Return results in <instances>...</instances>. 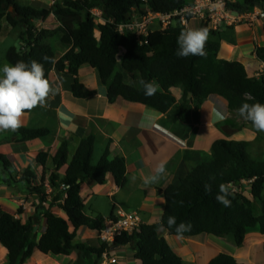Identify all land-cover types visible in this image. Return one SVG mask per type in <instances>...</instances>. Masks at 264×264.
<instances>
[{"label": "trees", "instance_id": "16d2710c", "mask_svg": "<svg viewBox=\"0 0 264 264\" xmlns=\"http://www.w3.org/2000/svg\"><path fill=\"white\" fill-rule=\"evenodd\" d=\"M194 0H64L56 1L49 9L37 10L18 0H0V33L8 29L23 28V46L20 50L9 47L6 60L14 65L17 61L43 64L46 78L51 81L52 72L74 78L72 92L75 98L85 100L95 95L81 84V68L90 66L97 70L101 84L107 89L108 103L113 105L119 99L130 104L150 107L168 115L175 123H199L200 107L211 96L218 95L228 101L232 112L243 103H264V75L250 78L246 67L240 62L219 59L221 41L235 45L233 40L203 24L209 31L206 43V57L176 55L177 38L184 27H169L161 31H151L138 41L130 32L121 34L119 26L133 21L136 15L144 16L146 5L156 14H170L182 10ZM228 10L237 14L259 10L264 15V0H225ZM13 11L10 12L9 9ZM102 13L99 19L92 11ZM62 19H77L67 32H56L51 38L37 34L35 23L46 22L51 16ZM79 17H83L79 20ZM264 20V19H263ZM232 28H229L231 30ZM98 32V36L96 34ZM57 42L72 48L56 60ZM257 60L264 63V46L256 48ZM50 58L51 61L45 58ZM1 67V60H0ZM143 78L155 81L158 90L153 96H145L144 90L128 81ZM181 89V97L174 89ZM191 96V97H190ZM27 112L25 115L30 114ZM249 122V121H248ZM251 123V122H250ZM186 131H188L186 129ZM51 135L48 129L31 130L25 126L12 132L13 143L20 144L45 139ZM187 136V135H186ZM185 136V137H186ZM71 142L59 144L55 154L40 152L35 162L43 176L37 184L36 175L27 168L19 180L13 174L10 159L0 153V176L8 175L0 183H25L27 192L39 198L37 211L46 220L47 230L37 240L35 222H22L4 211L0 204V244L8 252L5 264H26L38 249L45 255H78V263L100 264L106 246L98 249L77 243L79 231L83 228L97 230L104 228V219L86 214V205L79 194L84 182L103 186L108 176H113L117 186L125 187L126 161L122 156H111L113 142H109L102 158L94 164L96 138L89 136L78 145L70 160ZM250 144L244 141L217 140L210 151L209 159L200 160L179 186H168L164 191L165 210L162 219L153 225L143 224L132 236L120 237L115 246L131 245L135 259L141 264H185L183 258L169 247L160 235L161 223L166 231L175 236L174 228H167V218L175 216L177 223L192 225L183 237H197L201 234L227 238L233 236L238 246L245 242L248 229L259 228L264 235V162L253 161L248 150ZM196 154V153H195ZM197 155V154H196ZM50 167L46 169L47 165ZM49 171L48 183L54 193H46L44 174ZM63 171V175L60 172ZM252 183L249 194L234 193L232 187H240L241 182ZM211 183L212 191H205V184ZM226 185L232 195L231 206L225 207L215 199L219 186ZM66 187H69L68 189ZM46 207L45 204L48 203ZM259 204L261 214L255 211ZM59 208L64 217L53 213ZM160 257L158 259L157 257ZM209 264H240L233 256L220 254Z\"/></svg>", "mask_w": 264, "mask_h": 264}, {"label": "crops", "instance_id": "0c3cea01", "mask_svg": "<svg viewBox=\"0 0 264 264\" xmlns=\"http://www.w3.org/2000/svg\"><path fill=\"white\" fill-rule=\"evenodd\" d=\"M18 1L37 10L51 7L50 0ZM237 1L239 0H232V2ZM259 12L254 10L248 14L253 15ZM52 19L59 18L52 15ZM190 27L201 28L203 25L199 19H193ZM229 28L232 29L229 30ZM153 31L161 30L154 25ZM215 31L235 42V45H232L225 40L221 41L219 59L242 63L250 78H260L264 75V63L256 59V48L264 46L263 19L259 18L253 25L242 23L229 27L224 24ZM57 46L59 49L56 60H60L72 48L59 42ZM98 74L97 70L90 66L81 68L79 74L81 84L86 90L95 92V95L80 100L75 98L72 92L74 78L67 74H60L57 69L53 70L51 81L53 86L59 89L58 92L48 99L46 107H37L23 118V126L31 130L51 131V135L47 138L16 144L11 142L12 132H0V153L5 154L12 162L13 174L17 180L27 168H30L38 178L36 182L38 184L43 172L35 162V157L42 151H47L50 155L55 154L59 144L65 140L71 142L69 150L71 160L81 141L94 136L96 138L94 156H98L95 164L102 158L109 142H113L111 156H122L126 161V186H117L111 175L103 186L87 181L81 186L80 200L86 206L96 199L109 202L111 206L107 211H102L97 203L91 205L94 215L103 216L104 219L115 213L118 207H123L127 211L139 213L143 218V224L153 225L162 219L165 210V189L170 185L179 186L180 181L187 176L197 162L208 160L213 144L217 140L244 141L252 144L261 137V133L256 131L250 122L238 113L230 111L228 101L218 95L211 96L201 105L199 123L192 121L190 124L175 123L168 115H163L150 107L127 103L122 99L111 105L107 101V89L101 84ZM174 91L180 98L181 89H174ZM215 111L222 112L226 118L221 121L215 120ZM160 161H166V174L159 182L145 185L143 177L152 174ZM49 167L50 164L46 169ZM60 175H63V171ZM8 178L6 174L0 176L2 180ZM44 178L46 193L53 194L54 190L48 183L49 171H46ZM27 190L25 183L10 185L2 181L0 204L4 211L16 220L22 222L33 220L38 235L37 240H39L46 232L47 224L45 218L37 211L39 198L29 194ZM246 190L248 195L250 189ZM49 203L50 199L45 206L48 207ZM53 213L64 217V213L59 208H54ZM159 233L169 243V247L183 258L185 264H209L220 254L231 255L240 264H255L253 248L264 245V235L260 234L258 227L247 230L242 247L236 244L233 236L216 238L213 235L201 234L197 237H183L177 240L176 236L169 235L167 231ZM98 237L97 230L83 228L79 231L76 241L98 249L101 246ZM110 256L117 259L116 264H141L135 259V253L131 250L130 244L126 247L110 248ZM7 257V250L0 244V264H5ZM76 263H78L77 254L52 256L45 255L36 249L26 264Z\"/></svg>", "mask_w": 264, "mask_h": 264}, {"label": "clouds", "instance_id": "9594fccd", "mask_svg": "<svg viewBox=\"0 0 264 264\" xmlns=\"http://www.w3.org/2000/svg\"><path fill=\"white\" fill-rule=\"evenodd\" d=\"M209 31L206 27L186 28L177 38L176 55L180 58L188 56L206 57V43ZM51 61L50 58H45ZM129 85L137 84L144 90L145 96H153L158 90L155 81H145L139 78L136 81L129 80ZM53 82L46 78L43 64L33 60L31 62L17 61L14 65L5 63L0 68V132H16L23 126V118L27 112L37 107H46L48 99L58 92ZM238 114L246 121L251 122L254 129L264 132V103H243L238 109ZM217 121L226 117L220 111L214 112ZM166 174V161H160L153 173L143 177L145 185L159 182ZM205 191H212L211 183L204 186ZM232 193L226 185L221 184L215 196L218 203L225 207L231 206ZM164 202L163 200L161 201ZM190 223H177L175 216L167 218V228L175 230L177 240L183 239V234L191 230ZM158 231H166L165 225L160 224Z\"/></svg>", "mask_w": 264, "mask_h": 264}, {"label": "built area", "instance_id": "2783aa9c", "mask_svg": "<svg viewBox=\"0 0 264 264\" xmlns=\"http://www.w3.org/2000/svg\"><path fill=\"white\" fill-rule=\"evenodd\" d=\"M56 1L64 0H50L51 5ZM92 15L99 19L102 18V13L98 10L92 11ZM259 18L264 19L261 12L250 15L248 13L237 14L228 10L225 0H194L182 10H176L170 14H156L146 5L144 16L136 15L132 22L119 26L118 31L121 34L126 31L130 32L138 41H141V38L146 37L149 32L154 30V25H157L159 30H165L172 26L186 29L191 28L190 22L193 19H199L202 25L207 24L210 29L218 30L224 24L229 27L242 23L253 25ZM251 183L252 181H242L240 187H232L233 192L245 194L246 192L242 188L250 186ZM142 219L137 212L127 211L123 207L116 209L114 216L106 220L104 228L98 232L99 243L106 246L100 264L117 263V259L110 256V248L115 247V243L120 237L132 236L137 233L143 225Z\"/></svg>", "mask_w": 264, "mask_h": 264}, {"label": "rangeland", "instance_id": "374dc122", "mask_svg": "<svg viewBox=\"0 0 264 264\" xmlns=\"http://www.w3.org/2000/svg\"><path fill=\"white\" fill-rule=\"evenodd\" d=\"M9 11L12 12L13 9L10 8ZM82 19L83 17H79V20H82ZM74 20H77V19L70 18V21H68V19L59 18L58 20H53L51 16L50 20H47V22L45 23L43 22L35 23V28H36L37 34H42L44 36L50 37L53 33H56V32H59V33L67 32L71 28V26L75 24ZM23 33H24V29L21 27L16 28V29L10 28L5 32L0 33V60H1L0 68H2L5 63L10 64L5 58V53L9 47H14L18 50L22 48L23 43H24L22 40ZM96 34L97 36L99 35L97 31H96ZM260 133H261V137L259 138L257 142L252 143V144L249 143L250 148L248 150V154L253 161L264 162V132H260ZM97 157H98L97 155L94 156V162H96ZM247 188H249V186L243 187L242 189L244 192H247L246 190ZM93 203L99 204V207L102 211H107V209H109V206H111L110 203L107 201L96 199L94 200V202L86 206V214H88L89 216H96L94 215L95 213L93 211L94 210L93 207H91ZM255 211L258 215L261 214V209H260L259 204L255 205ZM253 259H254L253 262L255 264L256 263L264 264V245L263 244L258 245L253 248Z\"/></svg>", "mask_w": 264, "mask_h": 264}, {"label": "water", "instance_id": "95a60500", "mask_svg": "<svg viewBox=\"0 0 264 264\" xmlns=\"http://www.w3.org/2000/svg\"><path fill=\"white\" fill-rule=\"evenodd\" d=\"M190 97H191V96H190ZM157 258H158V259H160V257H159V256H158Z\"/></svg>", "mask_w": 264, "mask_h": 264}]
</instances>
